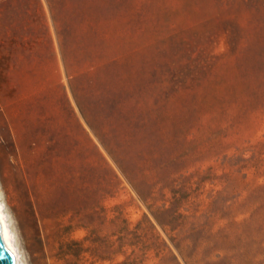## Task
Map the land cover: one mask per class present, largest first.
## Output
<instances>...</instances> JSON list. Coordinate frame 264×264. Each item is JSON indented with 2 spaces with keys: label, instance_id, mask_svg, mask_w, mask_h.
<instances>
[{
  "label": "rangeland",
  "instance_id": "374dc122",
  "mask_svg": "<svg viewBox=\"0 0 264 264\" xmlns=\"http://www.w3.org/2000/svg\"><path fill=\"white\" fill-rule=\"evenodd\" d=\"M0 200L23 264H264V0H0Z\"/></svg>",
  "mask_w": 264,
  "mask_h": 264
},
{
  "label": "bare ground",
  "instance_id": "6f19581e",
  "mask_svg": "<svg viewBox=\"0 0 264 264\" xmlns=\"http://www.w3.org/2000/svg\"><path fill=\"white\" fill-rule=\"evenodd\" d=\"M30 221H31V219H30ZM0 226H1L2 231L4 233V238H5V242H6V245L8 247V250H9L10 254L13 256V258L15 259V264H23L21 253H20L18 246H17V243H16L14 231L11 228L9 218H8L6 210H5V206L1 200H0ZM42 231H43V235H44V238L42 240L43 241V249H44L42 255L45 257L46 256L50 257L52 255V245H51L52 243L49 242V239H48V236H47L45 230L42 229ZM29 233H30V236L32 238L37 239L38 229L35 227L34 223H32V222L30 223Z\"/></svg>",
  "mask_w": 264,
  "mask_h": 264
},
{
  "label": "water",
  "instance_id": "95a60500",
  "mask_svg": "<svg viewBox=\"0 0 264 264\" xmlns=\"http://www.w3.org/2000/svg\"><path fill=\"white\" fill-rule=\"evenodd\" d=\"M0 264H15V259L10 254L5 242L4 233L0 226Z\"/></svg>",
  "mask_w": 264,
  "mask_h": 264
}]
</instances>
